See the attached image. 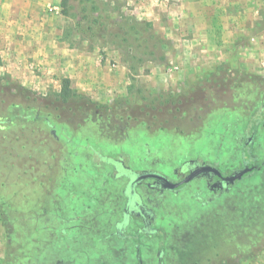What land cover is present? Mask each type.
Wrapping results in <instances>:
<instances>
[{
	"label": "rangeland",
	"instance_id": "1",
	"mask_svg": "<svg viewBox=\"0 0 264 264\" xmlns=\"http://www.w3.org/2000/svg\"><path fill=\"white\" fill-rule=\"evenodd\" d=\"M60 3L29 9L17 44L0 35V264H61L35 258L44 243L33 236L69 226L55 221L64 205L93 209L91 194L121 188L104 174L119 154L167 177L186 159L264 161L260 117L234 127L248 129L249 148L222 142L237 108L264 101V0H68L67 14ZM236 186L244 195H228L223 210L198 206L191 184L155 210L168 264H264V169ZM73 232L46 244L63 264H98L99 252L111 264L105 245Z\"/></svg>",
	"mask_w": 264,
	"mask_h": 264
},
{
	"label": "flooded vegetation",
	"instance_id": "2",
	"mask_svg": "<svg viewBox=\"0 0 264 264\" xmlns=\"http://www.w3.org/2000/svg\"><path fill=\"white\" fill-rule=\"evenodd\" d=\"M236 110L244 115L233 118V129L230 130L229 125H227L222 137V142H231L232 149L235 151L242 147L249 148L254 143V139L253 136L247 134L248 129L244 125L242 127L245 128L241 131H235L234 127L237 129L240 122H244L245 125L248 121L253 122L255 117H260V120L264 121V101L254 103L252 107L247 109L237 108ZM36 117H38L37 114ZM45 120L47 121L48 118ZM262 125L264 126V122ZM51 132H54L53 129H51ZM246 155L250 156V154ZM117 156L112 159V162L107 160L108 169L104 171V174L112 180L121 179V188L113 183L112 188L114 189L109 191H107L108 189L106 191L98 190L91 194V205L94 207L97 205L98 209L94 207L92 209L88 204H85L83 209H77L72 204L64 205L65 214L62 215H66V217L63 218V216L57 215L56 218H53L59 223L60 221L66 222L69 226H62V228L58 226L59 231L58 228H55L58 234L50 233L53 238L61 235L68 237L70 228H72L74 241L78 242L80 239H85L86 243L89 242V245L95 241L99 245H105L110 256H112L111 264L170 263L171 259L169 253H167V241L170 236L168 233L164 241L157 242L155 235L157 230L153 225L155 210L165 204L169 205L167 204V198L170 195L178 194L184 186L189 184L192 185L190 195L193 201L203 209L205 208L207 213L214 209L213 206L216 209L220 207V210H223L226 207L225 202L228 195H244L246 189L244 190L241 186L245 184L241 183V186H236L237 182H242L247 174L264 169V161L241 164L240 160H237L236 165L229 168V164L224 163L222 159L194 158L183 160L173 169L172 177H167L164 174L150 170L148 167L129 169L121 154ZM74 172L76 175L78 174L76 170ZM104 183L102 182V185ZM257 183L255 182L252 185L256 186ZM254 191H259V188L257 187V190L254 189ZM59 197L62 199L60 195ZM96 210L99 211V214H103V218L99 221L96 219ZM216 213L215 215H217ZM36 214L35 217H38V214ZM171 224L174 223L169 225L171 226ZM51 225L52 223L50 225L45 224L43 229L48 230ZM61 230L64 233L60 235ZM133 233L140 235L139 242L134 246L130 243L135 238L132 235ZM50 236L47 233L44 241L37 234L33 236L35 240L44 243V246L41 245L40 251L34 253V256L35 258L39 256L40 259H47L55 255L58 256V262L63 264L64 259L61 255L64 251L56 248V246L53 248L51 245L47 246L50 243L55 244L54 239L53 241L52 238L49 240ZM170 244L172 248L176 245L174 242ZM98 255V264H107L105 254L99 252Z\"/></svg>",
	"mask_w": 264,
	"mask_h": 264
},
{
	"label": "crops",
	"instance_id": "3",
	"mask_svg": "<svg viewBox=\"0 0 264 264\" xmlns=\"http://www.w3.org/2000/svg\"><path fill=\"white\" fill-rule=\"evenodd\" d=\"M42 0H0V35L7 38L9 46L18 43V35L25 34L24 14L36 8Z\"/></svg>",
	"mask_w": 264,
	"mask_h": 264
},
{
	"label": "trees",
	"instance_id": "4",
	"mask_svg": "<svg viewBox=\"0 0 264 264\" xmlns=\"http://www.w3.org/2000/svg\"><path fill=\"white\" fill-rule=\"evenodd\" d=\"M69 5L70 4L68 3V0H61L60 6H61L62 13L67 14L69 12ZM83 17L85 19L84 21H86L88 23L90 22L92 24L93 23L95 24L97 22L96 18L92 19V21H91V19L88 18L89 17L88 13L83 15ZM77 28H78V30L79 29L83 30V28L81 27V25L79 23H78ZM89 28H90V25H89ZM84 31H85V29H84ZM72 95H73V92H72V88L70 87L69 79L68 78H63L62 79V83H61V88H60V90L57 93L58 99L61 100V101L66 102V101L69 100V98Z\"/></svg>",
	"mask_w": 264,
	"mask_h": 264
}]
</instances>
